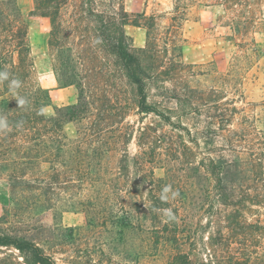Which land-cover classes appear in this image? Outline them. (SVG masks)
I'll list each match as a JSON object with an SVG mask.
<instances>
[{
    "label": "trees",
    "instance_id": "16d2710c",
    "mask_svg": "<svg viewBox=\"0 0 264 264\" xmlns=\"http://www.w3.org/2000/svg\"><path fill=\"white\" fill-rule=\"evenodd\" d=\"M75 1L78 8L66 23L64 11ZM173 2L170 23L161 28L157 23L161 16L131 14L124 0H35L31 15L50 19L51 45L57 31H96L100 43L93 53L102 54L101 78L95 84L88 82L86 71L77 73L71 63L55 65L59 83L63 87L76 85L79 100L58 108L55 116L48 118L44 110L51 105V95L36 81L29 27L19 0H0V70L23 81L19 92L29 100L27 107L19 108L7 82L0 84V115L7 116L12 125L11 132L0 134V180L10 194L9 204L0 205V264H9L11 253L7 251L19 254L11 264H58L39 240H51L52 223L66 212L85 217V229H69L72 238L89 231L123 240L138 232L148 236L154 264H223L211 253H205V259L194 257L196 235L188 222L192 219L186 205L189 197L180 195L167 203L159 199L161 188L172 183L157 178L151 166L166 152L174 156L178 149L155 135L151 161L130 157L123 149L124 154L117 157L116 149L127 142L124 123L134 108L187 133L189 141L178 135L183 149L198 159L195 166L188 163L187 168L213 182L199 197L209 225L233 231L254 229L264 237V115L248 112L249 105L240 95L243 106L234 101L230 118L221 117L220 127L211 126L209 135L194 136L183 124V117L194 114L196 108L190 96L194 89H180L175 84L186 69L180 31L201 0ZM131 25L148 31L145 47L134 49L125 34L126 26ZM159 31L166 32L160 35ZM236 32L242 33L240 28ZM245 57L252 59L251 55ZM79 64L85 68L84 63ZM18 122H22L20 128ZM68 124L76 125L74 136L66 132ZM131 163L138 170L133 183L138 190H145L146 196L122 189L130 184ZM167 207L175 211L176 221L165 222L161 214L151 211ZM55 231L63 234L67 230L57 223ZM226 238L220 233L221 241ZM229 264L240 261L232 257Z\"/></svg>",
    "mask_w": 264,
    "mask_h": 264
},
{
    "label": "rangeland",
    "instance_id": "374dc122",
    "mask_svg": "<svg viewBox=\"0 0 264 264\" xmlns=\"http://www.w3.org/2000/svg\"><path fill=\"white\" fill-rule=\"evenodd\" d=\"M173 4V0H124L125 8L131 14L161 16L157 21L161 28L169 25ZM78 5L75 1L64 11L66 23L72 20ZM19 8L29 27L28 40L36 67V81L50 91L51 105L44 111L48 118H52L58 108L75 105L79 100V89L76 85L63 87L59 83L55 65L66 61L71 63L70 66L77 73L82 75L86 71L85 76H88L89 83L100 82L98 73L102 54L99 57L98 53H93L98 50L96 44L100 43L99 37L96 31H57L58 36L51 45L50 19L31 15L35 9V0H19ZM237 28L242 31L240 35L236 32ZM164 32L166 31H159L160 35ZM125 34L134 49L146 46L148 31L144 28L126 26ZM180 35L183 39L181 59L186 69L179 73V80L175 84L180 89L187 86L194 89L190 96L195 103L196 112L182 119L194 136L202 132H208L209 135L211 126L213 129L220 127L221 117L230 118L234 101H239L238 106H243L240 95L244 96V102L249 105L248 112L264 115V0H201L183 23ZM246 55H251L252 59L249 61ZM77 56L82 59L77 60ZM79 61L84 63L85 68L80 66ZM93 91L99 94L95 88ZM66 132L74 136L76 125L68 124ZM126 133V144H120V150L116 149L118 158L124 154L121 150L123 149L128 150L130 157L151 161L149 155L155 146V135L164 144L178 149L174 156L166 152V156L159 157L151 168L155 169L157 178L168 180L174 189L179 190L181 196H188L190 199L186 205L192 217L188 221L189 226L196 235L194 257L205 259V253H211L218 256L223 264H229L232 257L239 259L240 264H264V237L259 236V231L248 228L233 231L224 226L208 224L206 213L199 207V197L213 182L198 177L187 168L188 163L195 166L198 159H194L191 153L183 149L178 135L185 136L183 139L189 141L186 132L173 130L158 118L139 114L134 108L124 123V135ZM188 145L194 147L191 142ZM144 152L146 156L143 155ZM172 168L174 170L169 172ZM129 173L130 184L122 189L138 191L146 196V191L138 190L133 183L138 176L135 163L130 164ZM9 202V191L0 180V205L7 206ZM253 219L252 222L256 218ZM57 223L67 231L63 234L55 231ZM84 224V215L66 212L62 219L52 223L51 230L49 229L51 240H39V243L54 256L58 264H154L146 234L137 232L119 240L120 238L103 234L97 236L93 232L85 231L72 238L69 229H85ZM220 233L227 238L221 241ZM244 233L251 234L252 238L248 239ZM188 247L186 250L190 251L191 248ZM7 253H11L7 257L9 264L18 259L17 252Z\"/></svg>",
    "mask_w": 264,
    "mask_h": 264
},
{
    "label": "clouds",
    "instance_id": "9594fccd",
    "mask_svg": "<svg viewBox=\"0 0 264 264\" xmlns=\"http://www.w3.org/2000/svg\"><path fill=\"white\" fill-rule=\"evenodd\" d=\"M7 82L9 93L17 101L19 108H25L29 105V100L20 94L19 90L23 87V81L13 76L7 70H0V84ZM43 109H41V114ZM22 126V122L16 124L17 128ZM12 131V125L10 124L7 116L0 115V134H7ZM180 196L179 190L172 187L171 184L165 185L161 188L159 199L161 202L167 203L169 201H175ZM147 207V205L145 204ZM148 208V207H147ZM151 211H155L162 215L165 222H174L177 220V215L173 208H154Z\"/></svg>",
    "mask_w": 264,
    "mask_h": 264
}]
</instances>
